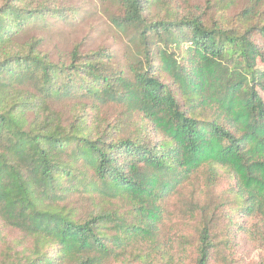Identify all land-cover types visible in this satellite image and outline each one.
Returning a JSON list of instances; mask_svg holds the SVG:
<instances>
[{
	"label": "trees",
	"instance_id": "trees-1",
	"mask_svg": "<svg viewBox=\"0 0 264 264\" xmlns=\"http://www.w3.org/2000/svg\"><path fill=\"white\" fill-rule=\"evenodd\" d=\"M71 1L0 0V264H264V0Z\"/></svg>",
	"mask_w": 264,
	"mask_h": 264
},
{
	"label": "rangeland",
	"instance_id": "rangeland-1",
	"mask_svg": "<svg viewBox=\"0 0 264 264\" xmlns=\"http://www.w3.org/2000/svg\"><path fill=\"white\" fill-rule=\"evenodd\" d=\"M41 37L45 40L44 48L48 51L52 50L54 53L63 50V48H70L75 42H82L86 48L106 46L119 56L121 53L120 41L110 32L105 20L98 16L73 31L59 29L49 35L41 34ZM210 201H214L213 197H210ZM258 252L259 250L252 251L250 259L258 260Z\"/></svg>",
	"mask_w": 264,
	"mask_h": 264
}]
</instances>
